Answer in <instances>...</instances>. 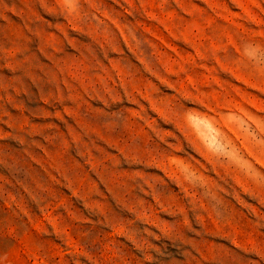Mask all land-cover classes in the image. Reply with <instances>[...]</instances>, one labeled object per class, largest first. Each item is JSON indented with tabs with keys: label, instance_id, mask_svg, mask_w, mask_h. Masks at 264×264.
Listing matches in <instances>:
<instances>
[{
	"label": "rangeland",
	"instance_id": "1",
	"mask_svg": "<svg viewBox=\"0 0 264 264\" xmlns=\"http://www.w3.org/2000/svg\"><path fill=\"white\" fill-rule=\"evenodd\" d=\"M0 264H264V0H0Z\"/></svg>",
	"mask_w": 264,
	"mask_h": 264
}]
</instances>
